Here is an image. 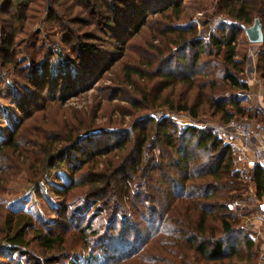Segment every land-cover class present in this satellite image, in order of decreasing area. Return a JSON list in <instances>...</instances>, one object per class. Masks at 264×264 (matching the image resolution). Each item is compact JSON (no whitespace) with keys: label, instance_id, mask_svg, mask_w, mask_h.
Listing matches in <instances>:
<instances>
[{"label":"rangeland","instance_id":"1","mask_svg":"<svg viewBox=\"0 0 264 264\" xmlns=\"http://www.w3.org/2000/svg\"><path fill=\"white\" fill-rule=\"evenodd\" d=\"M2 2L0 0V6ZM15 2L12 0L14 6ZM225 3L224 0H182L177 16L171 13L149 15L140 29L124 40L121 49L113 55L115 61L109 65L98 59L96 64L89 62V72L83 70L86 59L82 61V58L86 56L78 51V43L86 41L84 33L89 27L67 22L60 5L52 6L51 0H31L22 21L17 20L13 7L0 12L3 38L0 47L8 52L9 59L2 62L0 58V94L4 95L0 98V144L7 143L14 133L12 141L17 147L15 154H11L9 146L0 150V238L6 233L4 222L13 225L19 222V217L20 222L26 219L31 222L25 231L26 246L12 253L5 264H142L136 254L121 258L110 248L102 251L104 236L119 210L124 216L116 215V226H121L124 217H130L126 192L132 193L140 187L143 190V185H139L144 184L143 174L149 158L155 160L148 168L157 165L154 163L158 149L149 146L153 140L149 135L143 147L144 163L133 170L135 155L132 151L136 150L139 129L154 128L150 119L169 118L179 128L193 125L202 129L223 121L213 102L202 104L196 118L185 112H170L162 106L164 98L177 99L184 86L177 83L174 88L169 85L161 89L163 80L159 70L164 72L169 64L174 67L177 63L174 59L172 63L166 60L177 47L174 44L179 37L204 41L221 24L237 23L227 15ZM50 8H55L54 12H50ZM73 15L77 16L76 9L70 17ZM81 18L85 17L80 15L72 20L77 22ZM170 26L180 31L170 30ZM93 43L103 50L111 48L104 46L103 41ZM259 47V44H250L243 32L238 35L235 58L242 61L243 72L239 76L248 89L245 92L228 89L215 75L216 83L221 86L214 94H236L245 115L264 123V75L256 64ZM68 72L69 77H66ZM77 75L82 79L73 82ZM208 79L198 77L197 82ZM197 82L194 84L198 85ZM19 88L27 90V95L20 93ZM8 90L19 92L20 97L25 98L17 102L12 94H7ZM196 92L194 87L186 92L190 101ZM225 110L234 111L229 105ZM232 119L248 118L234 114ZM66 138L71 141L63 143ZM47 144L51 145L49 155L42 149ZM47 158H51L48 163ZM59 158L63 160L61 165ZM52 187L64 188V191L57 194ZM143 192L150 193L147 187ZM153 195L159 201L156 207L159 214L171 200L167 199L165 191L157 190ZM263 199L256 196L253 184L248 182L241 197L228 206L236 213L232 227L242 228L253 240L250 250L255 254L253 264H261L264 257L261 252L264 218L256 212V202ZM147 229L143 228L142 235ZM36 231L58 236L60 240L48 248L38 243ZM81 234L88 240L85 244ZM124 238L130 240L133 236ZM162 240L170 243V237L157 236L142 245L141 252L161 257ZM239 248V252H245L244 246ZM90 253L97 256V261L88 260ZM164 254L170 258L169 253ZM143 255L150 257L147 253Z\"/></svg>","mask_w":264,"mask_h":264},{"label":"trees","instance_id":"2","mask_svg":"<svg viewBox=\"0 0 264 264\" xmlns=\"http://www.w3.org/2000/svg\"><path fill=\"white\" fill-rule=\"evenodd\" d=\"M30 1L16 0L14 6L12 0H3L0 12H7L9 7H13L17 20L22 21L25 19V11ZM224 1L227 2L225 6H228L227 15L237 23L221 24L204 41L179 37L177 44H174L177 47L173 49V52H170V56L166 60V63H172L175 60L177 63L174 67L177 69L170 67L169 64L164 72L159 70L163 80L161 89H165L169 85L174 88L177 83L184 86L177 99L170 96L164 98L162 106H165L170 112H185L190 117L196 118L202 104L213 102L217 104L215 108L223 119L219 124H226L234 114L254 119L252 115H245L246 112L239 106L240 100L236 94L226 95L224 92L218 95L214 94L216 89L221 86L216 83L214 76H219L222 85L228 89L239 92H245L248 89L247 83L242 81L239 76L243 72V68L242 61L235 58L236 42L238 35L243 32L241 26L250 24L255 15L260 18L263 32V41L259 44L256 64L264 75V0ZM181 2L182 0H51L52 6L60 5V11L63 12L67 22L71 21L72 24L77 23V25L89 27V30L84 33L87 37L86 41L82 44L78 43L79 53L86 56V58H82V61L86 59L83 62L86 65L83 70L86 72H89V62L96 64L98 59V62L103 61L109 65L115 61L113 55L117 53L118 49H121L124 40L130 34L137 32L149 15L171 13L177 16ZM50 9V12H54L55 8ZM74 9H76L77 16L82 15L85 18L74 22L72 19L77 16L70 17ZM169 29L175 32L180 31L176 26H170ZM184 30L189 31V29ZM0 41H3L1 35ZM88 41H103L104 46L111 48L103 50L95 43ZM10 43V48H12L13 39ZM111 43L113 45H110ZM7 54L8 52L3 51L0 47L2 62L9 61ZM108 57H110L109 60ZM105 58L107 59L105 60ZM178 73L185 75L178 76ZM208 76H213V78ZM66 77H69V72ZM198 77L209 79L197 82ZM81 79L78 75L74 76L73 82ZM195 81L198 85L194 84ZM0 84H2L1 81ZM79 86L74 85L77 88ZM193 87L197 92L190 101L191 98L186 96V92L188 93L189 89ZM8 92L7 94H12L13 99H16L17 102L25 98V96L20 97V93L23 95L28 93L24 88H19L20 93L10 90ZM3 97L4 95L0 94V98ZM13 101L16 103L15 100ZM17 105L18 110L22 111L20 105ZM226 105L234 109L233 113L225 110ZM149 121L154 125V128H138L136 150L132 151L135 155L132 158V168L133 170L138 169L139 165L144 163L143 147L149 135L153 138L149 146L151 149H158L157 162L154 163L157 165H151L148 168L149 163L151 164V161L155 160L154 157L149 158L143 174L145 175L144 184L139 185H143V190L140 187L132 193L126 192L125 203L130 208V212H128L130 217H124L120 223L121 226L118 227L116 226L118 219L116 215L119 213L124 216V212L119 210L116 215H113L107 235L104 236L105 243L104 247L101 246L102 251L105 252L110 248L121 258L136 254V257L140 256L138 260L143 261L142 264H253L252 259L255 254L250 251L254 246L253 240L250 238V234L242 228L232 227L231 224L235 222L236 213H233L228 206L241 197L248 182L253 184L257 197H264V168L253 166L247 170L234 169L232 166L233 147L225 143L217 133L209 128L202 129L193 125L179 128L169 118L150 119ZM127 134L129 135V133ZM128 135H126V139ZM14 136V133L9 136L8 144H0V150L9 146L12 147L11 154H15L17 147L12 141ZM69 141L71 140L66 138L63 143ZM50 146L49 144L43 145L42 149L45 155L51 154L48 153ZM50 159L47 158L46 162L48 163ZM58 161L59 165L63 162L60 158ZM152 173H156L155 176H152ZM145 182H148L149 185H146ZM145 187L149 189V194L143 192ZM127 189L126 186L125 191ZM52 190L61 194L64 188L52 187ZM157 190L161 193L165 191L167 199L171 200H168L170 201L169 205L159 214L156 213L159 201L153 198V193ZM173 198L174 200H172ZM134 201L135 204L138 203L136 206L132 204ZM215 221L218 224H214ZM30 223V220L27 219L20 222V217L19 222L15 221L13 225L4 222L3 231L6 233L0 238V243L3 242L0 246V264L7 263L5 261H9L12 253L19 252L20 247L26 246L25 231L29 228ZM144 227L148 229L147 233L142 235ZM93 234L97 235L96 232ZM131 235L133 238L130 240L124 238ZM35 236L38 238L39 244L48 248L56 245L60 240L58 236L50 237L41 231H36ZM157 236H162L165 239L170 237L169 244L166 240H162L160 243V247L163 248L161 251L169 253L170 258L164 253L161 257H156L149 254L148 251L141 252L142 248L140 247ZM81 237L85 244L88 240L82 234ZM98 242L100 243L101 240L99 239ZM167 245L171 247L168 248ZM240 246H244V253L239 252ZM143 253H147L150 257L147 259ZM87 258L97 261V256L91 253ZM119 258L117 257V260Z\"/></svg>","mask_w":264,"mask_h":264},{"label":"built area","instance_id":"3","mask_svg":"<svg viewBox=\"0 0 264 264\" xmlns=\"http://www.w3.org/2000/svg\"><path fill=\"white\" fill-rule=\"evenodd\" d=\"M209 129L233 147L234 169L247 170L253 166L264 168V123L250 119H231L226 124L210 125ZM256 212L264 218V199L256 202ZM261 252H264V247ZM261 264H264V257Z\"/></svg>","mask_w":264,"mask_h":264},{"label":"water","instance_id":"4","mask_svg":"<svg viewBox=\"0 0 264 264\" xmlns=\"http://www.w3.org/2000/svg\"><path fill=\"white\" fill-rule=\"evenodd\" d=\"M241 27L250 44H260L263 41L262 24L257 15L253 17L251 25H242Z\"/></svg>","mask_w":264,"mask_h":264}]
</instances>
